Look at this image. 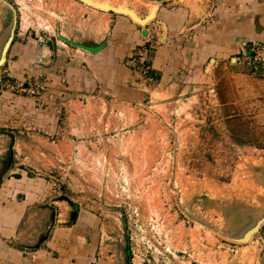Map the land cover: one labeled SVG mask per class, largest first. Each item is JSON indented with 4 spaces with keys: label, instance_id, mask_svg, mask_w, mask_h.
<instances>
[{
    "label": "rangeland",
    "instance_id": "obj_1",
    "mask_svg": "<svg viewBox=\"0 0 264 264\" xmlns=\"http://www.w3.org/2000/svg\"><path fill=\"white\" fill-rule=\"evenodd\" d=\"M148 4L0 0V51L12 28L21 41L64 42L58 30L100 41L116 17L138 22L128 9L140 21L154 14ZM211 64L166 86L146 79L133 103L74 98L58 105L48 153L18 147L19 160L47 177L57 219L73 224L80 210L98 218L92 264H264V221L248 242L228 237L264 214V75Z\"/></svg>",
    "mask_w": 264,
    "mask_h": 264
},
{
    "label": "crops",
    "instance_id": "obj_2",
    "mask_svg": "<svg viewBox=\"0 0 264 264\" xmlns=\"http://www.w3.org/2000/svg\"><path fill=\"white\" fill-rule=\"evenodd\" d=\"M150 3L147 14L155 8L154 14L144 21L133 15L141 24L154 16L146 25L118 16L106 42L91 49L65 44L64 39L51 45L39 39L21 41L11 29L0 75V264L94 262L101 237L98 218L80 210L73 224L67 218L57 219L54 205L58 201L51 197L47 177L19 160L18 147L29 154L48 153L58 105L63 110L74 98L81 103L103 99L110 104L112 99L121 103L142 100L147 84L127 66L126 59L144 42L148 27L156 24L160 32L151 65L158 86L176 80L184 70L197 71L205 61H212V68L237 64L244 41L264 40V0H202L203 8L198 9L184 0ZM41 76H45L47 91L39 97L3 86L7 79L25 82Z\"/></svg>",
    "mask_w": 264,
    "mask_h": 264
},
{
    "label": "built area",
    "instance_id": "obj_3",
    "mask_svg": "<svg viewBox=\"0 0 264 264\" xmlns=\"http://www.w3.org/2000/svg\"><path fill=\"white\" fill-rule=\"evenodd\" d=\"M158 29L156 24L147 28V34L142 44L138 45L126 59L127 66L138 74L141 79L152 80V61L156 54L159 37L152 38V32ZM236 63L244 67L247 73L264 72V40L244 41L236 55ZM5 89L29 96L42 95L47 90L45 80H26L16 82L9 79L3 82ZM57 192L56 189L53 190Z\"/></svg>",
    "mask_w": 264,
    "mask_h": 264
},
{
    "label": "water",
    "instance_id": "obj_4",
    "mask_svg": "<svg viewBox=\"0 0 264 264\" xmlns=\"http://www.w3.org/2000/svg\"><path fill=\"white\" fill-rule=\"evenodd\" d=\"M81 1H85V0H81ZM154 1H158V0H154ZM103 7H105V6H103ZM109 10L113 11V12L119 11V10H115L114 8H111ZM116 13H121V12H116ZM127 15H129L132 18L134 16H136V14H134L133 12H128ZM147 17H148V15L145 16L143 19H141V21H144ZM149 21H150V19H149ZM137 23L141 24V22H137ZM141 25H144V24H141ZM57 34L62 39H64L68 44L74 45V46H78V47H83V48H86V49L99 47L103 43H105L107 38H108L107 35H106V37H104L100 41H95L94 39H91V38L83 39V40H80V41H75L74 39H69V38H66V37H62V34H61L60 30H58ZM10 42H11V32L8 35V37L5 39V41L3 42L2 47H1V51H0V68L3 65V63H4L5 54H6V51H7L8 47H9V45H10ZM263 221H264V214L259 215V216L255 217L253 222L249 226L245 227L237 236H235V237L228 236V237L230 239H232L233 241H236V242H239V243L248 242L250 240V238L255 233H257L259 231V228H260L261 224L263 223Z\"/></svg>",
    "mask_w": 264,
    "mask_h": 264
},
{
    "label": "trees",
    "instance_id": "obj_5",
    "mask_svg": "<svg viewBox=\"0 0 264 264\" xmlns=\"http://www.w3.org/2000/svg\"><path fill=\"white\" fill-rule=\"evenodd\" d=\"M45 237H46V235H45ZM41 242H43V241H41ZM41 242H39L35 247H39L42 244Z\"/></svg>",
    "mask_w": 264,
    "mask_h": 264
},
{
    "label": "bare ground",
    "instance_id": "obj_6",
    "mask_svg": "<svg viewBox=\"0 0 264 264\" xmlns=\"http://www.w3.org/2000/svg\"><path fill=\"white\" fill-rule=\"evenodd\" d=\"M99 1V0H98ZM102 2V1H101ZM132 2V1H131ZM127 5V4H126ZM134 5V4H133ZM138 7V6H137Z\"/></svg>",
    "mask_w": 264,
    "mask_h": 264
}]
</instances>
